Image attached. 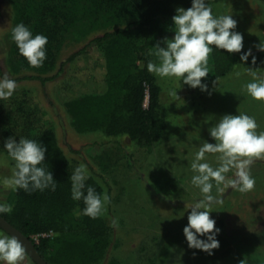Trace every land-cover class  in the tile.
Segmentation results:
<instances>
[{
  "label": "trees",
  "instance_id": "obj_1",
  "mask_svg": "<svg viewBox=\"0 0 264 264\" xmlns=\"http://www.w3.org/2000/svg\"><path fill=\"white\" fill-rule=\"evenodd\" d=\"M215 2L206 0L210 7ZM14 4V27L23 23L33 36H46L48 43L43 66L32 68L11 39V69L30 72L29 77L42 82L54 79L50 74L59 65L67 40L81 39L101 28L99 21L104 22L107 30L90 41L92 50L82 48L67 59L72 65L70 75L59 86V100L77 132L127 136L141 148H152L163 139L166 121L161 87L147 70V63L156 59L149 52L157 43L162 45L165 27L176 10L191 7L192 0H14ZM247 51L229 54L213 47L212 79L224 78L239 66L264 68V52L252 51L256 57L252 64L251 56L247 62L240 60ZM81 56L89 60L79 69ZM9 137L16 142L20 138L35 140L47 149L39 166L51 172L56 188L14 191L12 212L0 215L31 239L53 232L34 242L47 264H101L112 244L113 227L104 215L97 219L83 215V200L72 199L70 177L79 164L66 157L46 112L23 88L16 89L10 99L0 100L1 148ZM86 173V188L90 186L102 196L103 186Z\"/></svg>",
  "mask_w": 264,
  "mask_h": 264
},
{
  "label": "rangeland",
  "instance_id": "obj_2",
  "mask_svg": "<svg viewBox=\"0 0 264 264\" xmlns=\"http://www.w3.org/2000/svg\"><path fill=\"white\" fill-rule=\"evenodd\" d=\"M226 6V3L212 6L213 15H231L237 21L235 31L243 35V49L257 51L255 46L264 42V25H258L259 21L256 20V26H245L244 12L229 11ZM14 10V0H0V79L7 75L16 80V89L23 88L29 92L35 103L46 112L66 157L76 164L86 166V171L97 178L104 192L107 191L111 202L106 206L104 217L110 224L114 218L118 220L119 227L115 229L119 230L123 224H127L130 229L134 222L149 221L156 214L168 211V204L162 201L164 197L201 194L199 188L191 183L195 173L190 165L203 143H215L209 129L222 116L245 113L256 119L258 132L264 131V102L252 99L242 90L245 84L253 82V77L249 69L239 66L220 79H212L209 71L208 76L202 79V83L208 86L207 91L192 88L176 78L156 77L161 87L160 100L163 104L166 133L152 148H141L127 136L109 137L101 132L79 133L72 126L70 116L59 100V86L70 75L72 65L67 59L82 48L92 50L90 41L107 30L104 22L99 21L101 28L91 30L81 39L75 40L72 37L67 40L61 49L59 65L50 74L55 76L54 79L42 82L29 77L32 76L30 72L15 73L11 69L9 58ZM165 32L167 39L174 36L173 21L166 25ZM165 38L161 47L166 46ZM87 60L88 56L79 57L77 67L83 68L88 63ZM154 63H158L157 58ZM251 71L264 76V68ZM236 73L240 75L237 76ZM173 90L177 91V96L169 95ZM201 162L218 166L214 154H206L205 161ZM14 163L0 147V203L11 204L13 201L14 191L4 186L3 180L11 177ZM263 163L264 160L256 161L252 168L259 169V164ZM234 171L227 173V178H232ZM252 172L259 175L262 173ZM258 174L252 175H256L253 177L256 181L255 188L260 191L264 182L257 177ZM4 236L10 237L0 229V237ZM22 264L35 263L25 256Z\"/></svg>",
  "mask_w": 264,
  "mask_h": 264
},
{
  "label": "clouds",
  "instance_id": "obj_3",
  "mask_svg": "<svg viewBox=\"0 0 264 264\" xmlns=\"http://www.w3.org/2000/svg\"><path fill=\"white\" fill-rule=\"evenodd\" d=\"M174 36L165 38V47L159 43L154 46V55L158 63L149 61L147 70L161 79L176 78L192 87L207 91V84L202 79L209 74V57L213 47L224 50L229 54L241 53L243 49V35L236 32L237 21L231 15L214 16L212 8L206 0H192L191 7L178 8L172 17ZM11 39L16 44L19 54L24 57L29 66L39 68L47 59L46 45L48 38L29 30L23 23L17 24L11 30ZM264 52V42L255 46ZM252 57V64L256 57L249 49L240 56L242 62H247ZM253 82L244 85L252 99L264 102V76L258 75L249 69ZM237 76L240 73H236ZM216 81H214V84ZM17 88L15 80L5 75L0 79V100H8ZM169 95L177 96V91H170ZM259 125L256 119L245 113L238 115L226 114L209 129L210 136L215 143H203L194 160L191 170L195 175L191 178L193 186L199 188L202 199L193 203L187 216V225L183 228L188 247L198 249L209 255L220 247L216 236L220 229L216 228V221L211 218L212 206L221 203L213 196V181L218 192L223 191L220 185L247 193L255 188L256 181L251 175V166L264 160V131H257ZM8 156L14 161L11 177L4 178L5 187L13 191L23 189L31 193L36 190L44 191L56 188V183L51 172L40 167L45 160L47 149L35 140L20 138L19 142L9 137L4 143ZM206 154L216 155L217 167L205 161ZM234 171L233 178L226 174ZM88 176L86 166H77L70 179L72 182L71 196L73 200H83L85 205L83 215L91 219L103 216L111 198L107 191L101 196L94 188L87 187L85 181ZM86 189V190H85ZM13 205L0 203V213H11ZM111 227L118 228V220L113 219ZM198 237H206L200 239ZM195 255V253L193 254ZM25 258V248L15 237H0V262L3 264H22ZM242 264V261H241Z\"/></svg>",
  "mask_w": 264,
  "mask_h": 264
},
{
  "label": "crops",
  "instance_id": "obj_4",
  "mask_svg": "<svg viewBox=\"0 0 264 264\" xmlns=\"http://www.w3.org/2000/svg\"><path fill=\"white\" fill-rule=\"evenodd\" d=\"M222 3L229 11L244 12L245 26H256V20L264 25V0H216L213 6ZM259 166H251V175L258 174L253 170L262 171L257 177L264 182V163ZM213 185L211 194L222 202L214 204L210 213L220 229L216 236L220 247L212 255L188 247L183 228L192 204L203 197L185 195L164 197L168 211L149 221L134 222L130 229L127 224L114 228L112 244L101 264H264V185L260 191L254 188L243 194L225 185L218 192L214 181Z\"/></svg>",
  "mask_w": 264,
  "mask_h": 264
},
{
  "label": "water",
  "instance_id": "obj_5",
  "mask_svg": "<svg viewBox=\"0 0 264 264\" xmlns=\"http://www.w3.org/2000/svg\"><path fill=\"white\" fill-rule=\"evenodd\" d=\"M0 229L6 232L10 237L15 236L25 248V253L35 264H47L46 261L38 253L34 242L31 238L24 235L16 227L10 224L4 217L0 215Z\"/></svg>",
  "mask_w": 264,
  "mask_h": 264
},
{
  "label": "built area",
  "instance_id": "obj_6",
  "mask_svg": "<svg viewBox=\"0 0 264 264\" xmlns=\"http://www.w3.org/2000/svg\"><path fill=\"white\" fill-rule=\"evenodd\" d=\"M52 235H53V232L44 233V234H40V235H35V236H32V241L35 242V243H39V239L41 237H49V236H52Z\"/></svg>",
  "mask_w": 264,
  "mask_h": 264
}]
</instances>
